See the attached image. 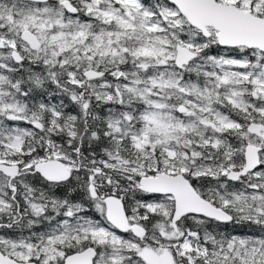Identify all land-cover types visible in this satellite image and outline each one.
I'll return each mask as SVG.
<instances>
[{
    "label": "snow or ice",
    "instance_id": "6c2138e0",
    "mask_svg": "<svg viewBox=\"0 0 264 264\" xmlns=\"http://www.w3.org/2000/svg\"><path fill=\"white\" fill-rule=\"evenodd\" d=\"M0 264H264V0H0Z\"/></svg>",
    "mask_w": 264,
    "mask_h": 264
}]
</instances>
